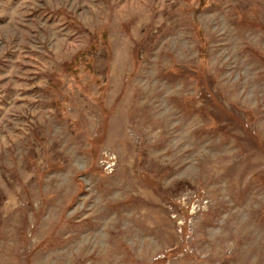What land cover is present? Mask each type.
Returning <instances> with one entry per match:
<instances>
[{"label":"rangeland","instance_id":"obj_1","mask_svg":"<svg viewBox=\"0 0 264 264\" xmlns=\"http://www.w3.org/2000/svg\"><path fill=\"white\" fill-rule=\"evenodd\" d=\"M0 264H264V0H0Z\"/></svg>","mask_w":264,"mask_h":264}]
</instances>
